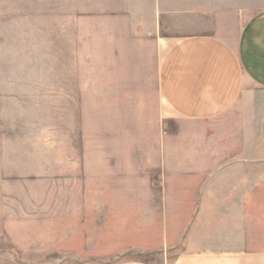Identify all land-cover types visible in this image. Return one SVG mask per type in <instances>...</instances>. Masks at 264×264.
Listing matches in <instances>:
<instances>
[{"label": "crops", "instance_id": "crops-1", "mask_svg": "<svg viewBox=\"0 0 264 264\" xmlns=\"http://www.w3.org/2000/svg\"><path fill=\"white\" fill-rule=\"evenodd\" d=\"M125 2L140 11L139 25L167 35L159 39L161 119L182 121L187 137L164 140L145 168L99 163L92 172L82 149L81 164L66 167L68 197L58 172L51 198H39L42 183L12 180L27 175L26 154L8 136L0 89V258L97 264L80 255L134 250L151 260L116 264H264V231L254 225L255 212L264 218V0ZM128 219L149 226L140 221L132 232ZM132 233L151 242L129 249Z\"/></svg>", "mask_w": 264, "mask_h": 264}, {"label": "rangeland", "instance_id": "rangeland-1", "mask_svg": "<svg viewBox=\"0 0 264 264\" xmlns=\"http://www.w3.org/2000/svg\"><path fill=\"white\" fill-rule=\"evenodd\" d=\"M125 3L0 0L5 122L9 138L19 139L26 154L27 175L12 180L29 189L42 183L39 198H51V174L58 172L60 197H68L66 167L81 164L82 149L89 152L92 172L98 171L99 163L145 168L157 159L156 147L164 140L175 143L187 137L179 131L185 125L182 121L163 123L161 119L157 77L163 51L159 39L167 35L154 36L149 29L152 24L147 29L139 25L142 20L135 14L140 11L125 9ZM187 141H192L190 136ZM140 221L149 226V219H128L127 226L135 232ZM263 223L264 218L255 212L256 232L264 231ZM141 241L150 243L151 235L126 236L129 249ZM0 249H6L5 242ZM56 258L26 261L52 264ZM80 258L97 264L151 260L150 255L134 250ZM0 264H14V259L9 262L1 257Z\"/></svg>", "mask_w": 264, "mask_h": 264}]
</instances>
